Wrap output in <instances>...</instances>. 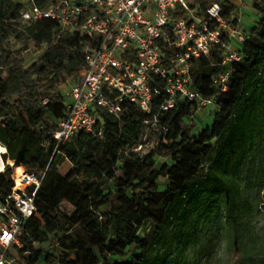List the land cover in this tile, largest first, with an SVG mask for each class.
Returning a JSON list of instances; mask_svg holds the SVG:
<instances>
[{"label": "trees", "instance_id": "obj_1", "mask_svg": "<svg viewBox=\"0 0 264 264\" xmlns=\"http://www.w3.org/2000/svg\"><path fill=\"white\" fill-rule=\"evenodd\" d=\"M12 1L0 0V144L5 162L45 172L17 264H168L174 252L171 264H181L192 248L198 259L210 253L214 238L234 248L235 264H264V237L247 236L254 214L243 198L251 185L264 186V0H252L260 16L243 30L226 91L215 83L223 70L221 45L192 62L193 87L214 100L212 124L197 132L185 125L198 108L184 98L160 115L164 129L154 132L146 113L125 99L119 115L98 109L101 136L84 130L64 142L53 137L67 112L62 87L86 65L83 45L101 37L50 18L23 22L12 15ZM58 1L37 0L42 7ZM213 1L192 6L204 14ZM221 1L231 18L237 3ZM32 45L42 52L27 63ZM149 137L154 144L137 151ZM162 156L167 160L157 165ZM62 159L72 164L68 174L60 171ZM248 161L258 168L243 176ZM11 173L10 164L0 173V198L14 184ZM51 247L60 249L58 256Z\"/></svg>", "mask_w": 264, "mask_h": 264}, {"label": "built area", "instance_id": "obj_2", "mask_svg": "<svg viewBox=\"0 0 264 264\" xmlns=\"http://www.w3.org/2000/svg\"><path fill=\"white\" fill-rule=\"evenodd\" d=\"M193 0H59L42 7L37 0H24L16 18L37 22L55 20L63 29L78 28L90 39L100 36L95 44L85 43L86 65L71 85L67 112L53 137L64 142L80 131L97 132L98 109L119 115L121 102L127 99L145 113L144 123L151 131L164 129L160 115L173 108L178 99L197 102L198 110L214 103L193 87L192 62L208 56L212 46L221 45L223 70L215 83L220 92L231 82L232 64L240 60L236 47L246 39L239 21L224 16L221 0L211 2L204 14L192 6ZM174 48L166 55L164 48ZM162 93L166 98L158 102ZM150 131V132H151ZM146 138L136 146L142 151L154 144ZM7 151V149H6ZM0 173L6 170L3 154ZM3 163V166H1ZM16 165H22L16 163ZM0 198V264H17L23 248V226L38 212L36 196L45 172L29 168L17 178Z\"/></svg>", "mask_w": 264, "mask_h": 264}, {"label": "rangeland", "instance_id": "obj_3", "mask_svg": "<svg viewBox=\"0 0 264 264\" xmlns=\"http://www.w3.org/2000/svg\"><path fill=\"white\" fill-rule=\"evenodd\" d=\"M237 3V7L233 12L231 18H237L240 23V28L243 31L245 28H249L254 21L259 18V13L252 5V0H234ZM24 0H13L10 3V11L14 17L18 16V10ZM41 49L31 46V48L25 52V56L27 59V63L37 59L41 55ZM74 82V79L70 80L68 83L63 85L62 91L64 92L67 101L71 100V97L68 96V92L71 89V85ZM215 111V105L210 104L206 108H202L198 110L192 117H189L185 121V125L193 123L195 125L194 132L198 130L204 129L206 126L212 124L213 116ZM167 160L166 157H159L157 161V165H160L163 161ZM11 166V171L13 172V167L17 162L8 161ZM7 163V162H5ZM258 162L254 163L247 162L246 167L243 172V176L247 174H255L258 168ZM72 170V164L68 159H62L60 162V171L64 174H68ZM38 173V169L34 170ZM254 179L255 176H252ZM161 189H164L167 184V179L162 177L161 179ZM243 198L248 200V204L251 207V211L254 216L248 224V228L246 230L247 236H258L264 237V186L261 190L257 188L256 185H251L250 188L246 189L243 194ZM206 237L202 236V240H205ZM216 243L214 248L210 253L206 252L202 258H195L196 248H192L187 251L186 255L181 256V264H235L236 259L234 257V248H230L225 238L220 241H215V238L212 239L211 243ZM202 242L199 244L198 247ZM47 245V244H46ZM44 245V246H46ZM197 247V248H198ZM55 256H58L60 253V249L58 247L50 248ZM133 251H136L134 248ZM178 253L174 252L171 254L168 264H171L175 258H178ZM118 257H115L114 260H118ZM57 262V260H55ZM18 264H26L24 261H20Z\"/></svg>", "mask_w": 264, "mask_h": 264}, {"label": "bare ground", "instance_id": "obj_4", "mask_svg": "<svg viewBox=\"0 0 264 264\" xmlns=\"http://www.w3.org/2000/svg\"><path fill=\"white\" fill-rule=\"evenodd\" d=\"M4 151H6V147H4V146H2V145L0 144V158H2V157H1V153L4 152ZM1 166H3V163H1ZM24 170H25V169L23 168L22 165H21V167L18 166V165H16V168H15V176L18 178V177L20 176V174H21Z\"/></svg>", "mask_w": 264, "mask_h": 264}]
</instances>
